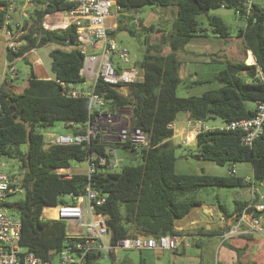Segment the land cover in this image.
<instances>
[{"label": "trees", "instance_id": "16d2710c", "mask_svg": "<svg viewBox=\"0 0 264 264\" xmlns=\"http://www.w3.org/2000/svg\"><path fill=\"white\" fill-rule=\"evenodd\" d=\"M6 3L7 0H0V29L5 21ZM119 4L124 13L136 11L146 4L174 5L176 13L165 27L159 24L144 26L142 20L137 21L140 32L145 33L142 56L135 61L143 69V79L128 84L127 95L99 78L94 86V91L104 97L109 108L129 106L130 125L148 135L147 146L139 149L133 150L125 143H111L134 155L137 162H124L118 170L98 169L93 175L94 187L105 196V201L96 210L105 216L111 244L126 236L180 235L174 228L175 220L201 203L194 193L202 187L243 188L258 181L264 183V129L251 146L241 143L239 131L212 129L195 135L197 150L194 157L218 165L247 161L252 165V179L246 180L235 175V171L224 176L176 172V145L171 140L174 128L169 125L181 111L188 112L189 119L204 122L230 121L253 115V108L246 102L254 104L264 100V81L261 80L264 76V0L255 1L252 13L236 34L241 37L244 50L252 52L254 62L225 60L211 79L193 81V84L219 83L197 95L178 93L182 78L177 54L192 38L205 34L197 20L199 14L206 15L212 35L228 37L224 20L215 14L208 15L207 11L221 4L225 8H235L239 0H119ZM68 7L63 0H44L42 7L29 12L22 20L23 31L18 40L25 43L17 45L15 50L6 47L7 62H12L17 57L25 59L24 53L29 48L57 44L60 47L49 51L53 75L40 78L31 70L26 84L19 89L12 80L0 83V158L19 161L23 174L18 181L24 190L23 198L5 205L20 219V244L44 260L55 256L64 245L66 223L44 217L42 209L70 201L69 198L67 201L62 199L70 193L83 194L86 184L83 172L63 178L55 169H67L74 160L84 161L92 151L103 153V148L96 145L102 143L99 138L93 139L91 146L82 143L45 147L43 144L44 132L56 121L63 126L62 131H67L66 123L84 125L88 118L87 97L66 96L59 83L84 81L80 74L84 54L76 47L75 26L71 23L63 28L48 29L41 25L45 13ZM129 17L133 19L132 15ZM121 19H118L116 30L136 35L138 30ZM153 32H160L157 43L149 41V33ZM163 45L168 46V52H162ZM244 204L246 202L240 203L239 208ZM202 232L208 235L216 231ZM112 251H109L111 257ZM99 256L100 252H90L83 264H96ZM236 264L243 263L238 261Z\"/></svg>", "mask_w": 264, "mask_h": 264}, {"label": "built area", "instance_id": "2783aa9c", "mask_svg": "<svg viewBox=\"0 0 264 264\" xmlns=\"http://www.w3.org/2000/svg\"><path fill=\"white\" fill-rule=\"evenodd\" d=\"M15 0H7L6 16L2 31L5 34L6 47L15 50L19 45L14 40V31L19 27L18 33H22V18L19 22L10 25L9 11ZM35 0H24L23 4L33 5ZM69 5L68 8L45 13L41 25L44 28H57L55 24H66L58 27L63 28L73 24L76 30L77 48L84 54L83 65L80 74L84 81L78 84L60 83L62 94L70 97H87L88 118L84 125L68 122L66 131L46 130L43 136L45 147L51 145L82 144L91 146L95 138H99L103 153L92 151L84 160L87 163L83 174L86 176L85 190L83 194H68L70 199L66 203H58L54 206H45L52 210L54 215L46 218L63 220L66 223L64 245L55 256L48 260L35 255L25 246L20 244L21 223L15 212L9 209L5 203L6 197L14 192L22 193L18 179L11 177L1 167L5 160L0 158V264H83L85 257L90 252H101L105 249L108 253L116 248L123 249H174L180 242L178 235L165 234L154 236L136 235L118 239L115 244L105 240L109 237V231L105 216L97 212V206L105 201L94 187L93 175L98 169L111 170L119 167L123 160L116 156V148L111 143H125L131 149H139L147 146L148 135L140 128L130 125L131 108L129 106L109 108L104 97L94 91L97 79L115 88L119 93L127 95V85L143 79V69L132 62L126 47L118 44L114 39L118 19L124 12L121 11L119 0H63ZM256 0H239V5L232 8L235 15L245 21L252 13L253 4ZM259 1V0H258ZM220 7L225 8L224 4ZM17 33V34H18ZM100 51L98 55L92 54ZM13 62H7L3 80L16 78L17 70ZM119 69V71L117 70ZM264 81V76H261ZM1 81V82H2ZM0 82V83H1ZM1 94V91H0ZM1 108V101H0ZM191 129L200 131L219 129L224 131H239L240 141L243 145L251 146L264 129V100L254 103L253 115L230 121H214L211 123L202 120H187ZM64 125V124H63ZM174 128L175 123L169 124ZM61 127H63L61 125ZM230 173H234V165H230ZM55 172L63 178H71L73 173H68L64 168H56ZM252 179L251 176L246 180ZM15 183V185H12ZM264 198V190L260 194ZM250 207L253 209L249 210ZM255 212H264V204H249L239 214L237 223L230 232L237 231L241 223L258 228L260 216ZM45 217V216H44Z\"/></svg>", "mask_w": 264, "mask_h": 264}, {"label": "rangeland", "instance_id": "374dc122", "mask_svg": "<svg viewBox=\"0 0 264 264\" xmlns=\"http://www.w3.org/2000/svg\"><path fill=\"white\" fill-rule=\"evenodd\" d=\"M23 1L24 0L14 1L12 9L9 11V15L12 12H16L14 19L11 20L10 16L11 24L19 22L23 7V11H25L24 15L26 16V14L35 10L36 8L42 7L44 0H35L33 2V5L28 3L24 5ZM137 12L138 17L136 16ZM175 13L176 7L174 5H170L167 7H159L156 5L146 4L136 11H127L120 16L122 17L121 20L125 24L133 25L134 28L138 30L137 34L131 35L126 30H116L113 39L118 44L128 49L132 62H135L139 60L142 56L144 48L143 39L145 36L144 32H140L139 22L137 24L138 18L142 21H145V26L156 23V25H164L165 27L168 24H166V22L169 21ZM207 14H215L222 17L228 28L229 36L226 38H220L212 35L210 32L211 27L208 25L206 15L199 14L197 16L198 23L200 27L204 29L203 33L205 34L195 36L192 39V42L207 44L209 48L202 54H192L191 56H189L190 62L186 64V68L189 73L195 72V74L199 78H204L203 80H206V78H211L216 71L223 67L225 60H245V50H243L242 40L240 39V37L236 36L238 29L243 27L244 20L238 18L235 15L233 9L231 8L217 7L209 9L207 11ZM131 15L133 16V19H130L129 16ZM14 31L18 33L19 27H16ZM17 33L15 34L14 40L19 39L20 34ZM149 35L150 42L153 41L156 43V41L160 40V32L149 33ZM50 48V44L44 45L42 47H36L33 50L29 51L25 59H22L20 57L19 59L14 60L13 65L17 70V77L14 78L12 81L16 86V89H19L26 84L27 78L31 70L36 71L37 73L43 76L53 75L50 69ZM167 49L168 46H164V50L166 51ZM5 52V34L2 29H0V78L2 77L3 65L5 62ZM99 53L100 51H95L92 54L98 55ZM218 85L219 83L217 82H203L201 84H197V86H193L190 94L197 95L206 89L215 88ZM178 93L181 95L187 94L182 90H179ZM246 105L252 107L253 103L246 102ZM186 122L187 121L184 117V114L182 112H179V115L176 118V123L174 125V130L181 124L187 125ZM211 122L212 121H208L207 123ZM62 130L63 129L61 127V123L58 121H56L54 125L49 129V131L53 132ZM182 140L184 141L183 143ZM172 142L176 145V172L206 173L221 176L229 174L231 166L228 162H225L222 165H218L212 161L202 160L200 158L194 157L193 154L196 152L197 148L195 141H192V139L181 138L178 135L172 138ZM116 156L118 158H121L123 160V163H135L138 160L134 159V155H129L127 152L122 151L120 148H116ZM3 160H5V165L1 167V169L6 172L10 177L13 176V179L19 180L21 175L23 174V170H20L19 168V161L16 158H5ZM86 166L87 163L85 161L74 160L70 162L69 168L64 170L68 173H80L85 171ZM241 167H243V171L246 174L250 173L249 162L243 161L236 162L234 164V170H236V174H238L237 172H239V168ZM118 168H116V170H118ZM257 183L258 182H256V185ZM257 190V203L264 204V198L260 196V194L264 190V183L263 185L258 186ZM23 196V193L14 192L9 194L6 197V200H18L23 198ZM194 196L199 200H203L206 205L214 204L218 206V204H221L225 209L232 211L235 205V200L248 199L250 198V193L245 187H202L194 193ZM62 199L64 201L69 200L66 196H64ZM42 212L44 215L53 214V211L48 209H44ZM202 229L205 228L203 227ZM187 231L189 232V229ZM257 238V243L252 244L251 249L247 250V254L241 260L240 256L242 254V250L237 248L238 240H236V238H232V240H230V238H226L225 244L222 245L223 240L218 236L200 235L198 237L190 236L186 238V240H180L177 247L171 250L164 249L158 251L154 249L116 248L112 251L113 256L111 257L105 249H102L96 264H236L238 261L245 262L247 260H257V264H264V233L263 236ZM105 240L107 242L109 240V237L107 235L105 236ZM186 242H188V244ZM246 264H254V262H248Z\"/></svg>", "mask_w": 264, "mask_h": 264}, {"label": "crops", "instance_id": "0c3cea01", "mask_svg": "<svg viewBox=\"0 0 264 264\" xmlns=\"http://www.w3.org/2000/svg\"><path fill=\"white\" fill-rule=\"evenodd\" d=\"M23 9H24V7L22 8V13H21L22 20L25 16L24 15L25 11H23ZM15 14H16V12H12L9 15V16H11V20L15 18ZM137 14H138V12L136 13V16L138 17ZM138 20H139V18H138ZM144 23H145V21H142L143 25H144ZM148 23H153V22H148ZM13 24L14 23H12V24L10 23V25L12 27H13ZM153 24H156V23H153ZM192 39L184 46L183 51H181L180 53L177 54V57L181 62L179 75L182 78V84H181L179 90L186 92L187 94H185V95L190 94L193 86H197V84H193V81H195L196 79H199V77L195 74V72L189 73L187 68H186V64L190 62L189 56H191L192 54H202L209 48V46H207V44H201L199 42L193 43ZM240 39H241V37H240ZM157 42L158 41H156V43ZM19 43L24 44L25 42L23 40H21V42L19 41ZM153 43H155V42H153ZM48 44L51 45L50 50L55 48V47H60L54 43H46L44 45H48ZM44 45H42V46H44ZM42 46H40V47H42ZM164 46H167V45L162 46V52L166 53L169 51V48L165 51ZM34 48H36V47L29 48L27 51H25L24 56L26 57L28 55L29 51L33 50ZM243 50H244V48H243ZM248 52H251V51L245 50V62L250 64L249 62L246 61V56H247ZM252 56H253V54H252ZM19 58L20 57H17L15 60H17ZM50 62H51V60H50ZM253 62H254V56H253V61L251 63H253ZM6 64H7V59L5 56V62H4L3 71H2V77L4 74L3 73L4 69L6 68ZM34 73L37 77H40V78L51 77L50 75H44L43 76V75L37 73L36 71H34ZM2 77L0 78V82L2 81ZM16 77H17V75H16ZM189 77H191V78H189ZM211 78H206V79H211ZM253 107H254V104H253L252 108ZM181 112L184 114V117L186 118V121H187L189 119L188 112H185V111H181ZM178 115H179V113H178ZM174 123H176V120L174 121ZM190 134L193 135V137L191 138L192 141H195V135H196L195 131L190 128L188 123H187V125L181 124L179 127L175 128L174 134L171 137V140L173 137L178 136V135L181 138H189ZM183 142L184 141L182 140V143ZM177 144H179V143H177ZM249 164H250V169H249L250 173L249 174H246L243 171V167H241V168H239V172H237L238 174H236V172H235V175L241 176L244 179L250 177L252 175V165H251V163H249ZM257 185L261 186V185H263V182L258 181ZM257 185H256V182H254L250 186L245 187L248 190V192L250 193V198L244 199V200H240V199L235 200V205H234V208L232 211L225 209L221 204H218V206L214 205V204L206 205L203 202V200H200L201 203L199 205L193 206L185 216L175 220L174 228L176 230L180 231L181 236L178 235L180 237V239L186 240V238H188L190 236L191 237H198L200 235L218 236L219 238H221L223 240L222 245H224L226 238H230V240H232V238H236V240H238V244H237L238 247L237 248L242 249V251H241L242 254L240 256L241 257L240 260L243 259L245 257V255L247 254V250L251 249L252 244L257 243V241H258L257 237L263 236V233H264V212H262V213L255 212L256 215L259 214L258 216H260L259 217L260 218V224L259 225L262 227L261 231L258 228H253V227L247 225L246 223H241L240 225H238L237 231H235V232H230V230L233 229V227L236 225V223H237L236 219H238V216L242 212V210L245 209V207L249 204H256L257 203V199H256V194L258 195V190H257L258 186ZM242 202H246V204H244L241 208H239L238 205H240V203H242ZM44 209L47 210V207H44L42 209V211ZM42 215L45 217H50V216L54 215V213L51 215H44L42 212ZM203 227L205 229H202ZM188 229H189V232L187 231ZM201 230L202 231H205V230L214 231V232L216 231V232L214 234H208L207 235V234H204ZM186 243L188 244V242H186ZM260 243H262V242H260ZM248 262H254V264H257V260H254V261L247 260V261L242 262V263L246 264ZM258 264H260V263H258Z\"/></svg>", "mask_w": 264, "mask_h": 264}, {"label": "bare ground", "instance_id": "6f19581e", "mask_svg": "<svg viewBox=\"0 0 264 264\" xmlns=\"http://www.w3.org/2000/svg\"><path fill=\"white\" fill-rule=\"evenodd\" d=\"M66 24V21H62L61 24H55L57 27L60 26V25H65ZM246 61L251 63L253 61V56H252V53L251 52H248L247 53V56H246ZM193 137L192 134L189 135V139H191Z\"/></svg>", "mask_w": 264, "mask_h": 264}, {"label": "water", "instance_id": "95a60500", "mask_svg": "<svg viewBox=\"0 0 264 264\" xmlns=\"http://www.w3.org/2000/svg\"><path fill=\"white\" fill-rule=\"evenodd\" d=\"M118 71H119V69H117ZM50 258H51V256H50Z\"/></svg>", "mask_w": 264, "mask_h": 264}]
</instances>
